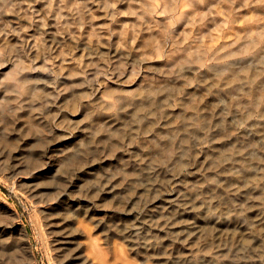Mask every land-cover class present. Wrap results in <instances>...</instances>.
<instances>
[{"label":"bare ground","instance_id":"1","mask_svg":"<svg viewBox=\"0 0 264 264\" xmlns=\"http://www.w3.org/2000/svg\"><path fill=\"white\" fill-rule=\"evenodd\" d=\"M20 2L0 0V23L9 15L4 10L20 21H29L28 13L21 15L25 9ZM38 11L30 18L41 16L36 20L37 29L44 27L36 32L41 39L35 34L32 40L12 37L10 28L4 32L5 42L15 41L11 46H17L8 54L18 60L5 82H0V179L20 186L40 209L47 228L53 229L49 234L56 244L54 250L62 253L58 264L121 263L111 260L98 238L92 240L91 256L82 253L81 243L73 246L89 230L88 223L104 231L105 242L118 239L121 251L125 245L142 259L162 264H190L224 256L244 259L239 264H264V134L259 129L251 131L259 122L245 121L247 124L237 127L236 132L233 111L220 107L217 118L210 121L203 113L207 106L203 100H185L182 105L188 114L183 121L174 118L163 125L167 131L162 134L174 135L173 140L167 141L156 132L145 138L155 120L162 118L148 113L152 108L158 113L164 106L157 86L141 89L136 96L129 90L126 92L132 96H120L109 83L124 75H138L137 62L123 60L120 48L112 46L105 60L110 68L103 74L101 66L93 74L95 70L84 71L80 65L79 78L74 77L78 70L73 66L56 79L54 68L39 48L40 41L48 42L46 48L52 53L66 44L84 55L92 50L89 43L85 46L82 33L75 34V28L64 35L56 23L43 25L46 19ZM20 21H14L11 28ZM244 39L246 53L261 51L264 29H252ZM234 54L230 50L226 53ZM4 59V54L0 55V67L6 66ZM255 61V67H227L219 79L238 98L234 103L231 100L234 105H247L245 117L264 119V90L260 89L264 56ZM34 67L41 70L38 79L25 72ZM242 80L248 82L249 90L239 86ZM77 111L85 113L86 120L71 127L70 117ZM144 118L150 123L143 124ZM217 121L227 125L226 131L210 132ZM63 123L68 124L70 141L80 137V142H67L50 155L45 147H29L32 142L46 145L56 141ZM183 128L204 136L200 147L192 145L191 136L182 137ZM216 133L219 147L209 146L208 139H214ZM147 140L152 146L144 150ZM31 156L35 157L33 163ZM47 175L50 177L45 181ZM10 212L0 199V264H12L20 255L13 237L21 234L18 223L2 216ZM24 243L21 247L25 251ZM126 263L131 262L123 256Z\"/></svg>","mask_w":264,"mask_h":264},{"label":"rangeland","instance_id":"2","mask_svg":"<svg viewBox=\"0 0 264 264\" xmlns=\"http://www.w3.org/2000/svg\"><path fill=\"white\" fill-rule=\"evenodd\" d=\"M19 1H21L20 6L25 9V11L21 10V15L25 17L28 13L27 20L29 21H20L10 11H2L8 12L9 15H6L3 23H0V55L4 54L6 64V66L0 67V82H5L6 77L11 73L15 62L18 60L17 57L9 56L8 53L17 49V46H11V43L15 45V41L5 42L6 35L4 32L10 28L12 29L10 33L12 37L17 36L20 39L32 40L34 39L33 34H35V38L41 39V36L36 33L44 30V27L43 29L36 28V25L39 24L36 20L41 16L36 19L30 18L39 10L38 13H42L46 19V21H42L43 25L44 23H56L59 32L64 35L75 28L74 30L77 31L75 34L82 33L85 46L89 43L88 49L90 47L92 50L91 54H88V51L84 55L83 51L78 49L75 52L76 50H72L66 44L65 47L63 46L64 48L62 47L57 52L52 53L46 48L49 43L44 44L40 41L39 48H41L42 55L46 56L48 64L54 68L53 74H55L56 79H58L57 75L63 77L67 73V68L73 66L78 70L74 77L79 78L82 76L79 73L81 72L80 65L84 66V71L95 70L101 66L103 74L106 69L110 68L108 62L105 61L109 57L107 51L112 46H117L123 53V60L127 58L129 62H137L138 75L131 76L128 74L118 81H115L116 79L109 80L115 93L120 96H128L131 95L126 92L129 90L134 91L132 95L136 96L140 94L141 89L145 91L150 87L157 86L158 98L164 106L160 108L162 109L161 112L159 109L158 113H155V109L152 108L151 112L149 110L148 113L152 114L151 116L158 114V117L162 118L160 121L155 120L154 128L150 126L144 134L145 138L149 139V136L156 132L165 136L167 141L173 140L174 135L162 134L167 131V125L164 129L163 125L174 118L179 122L183 121L184 116L188 114L182 105L183 101L194 99L203 100L206 103L207 106L203 113L208 115L210 121L213 117L214 120L217 118L216 110L222 107L224 108L222 111H233L231 119L234 122L236 132H238L237 127L247 124L245 121L253 120L248 122L256 121L260 125L256 124V129L251 131L255 132L259 129L261 134H264V119L261 116H255L258 119L245 117L248 110L247 105H234L233 103L238 98H234L235 96L229 90V85L219 79L227 67L239 68L243 65L255 67V58L264 56V48L261 51L246 53L243 50V44L246 40H241L243 37L246 38L252 29L255 31L264 29V0ZM11 7L9 8L11 9ZM14 21H20L21 24L11 28ZM227 44L230 46L226 50ZM201 48L204 50L199 52ZM228 50L234 51L235 54L226 55ZM114 66L116 65L114 64ZM61 67L64 69L61 70ZM129 68L130 65L127 69ZM38 69L37 67L28 68L25 72H29L34 79H38L37 74L41 72L40 69L38 72ZM120 70L118 68V72ZM97 72L98 69L93 71V74ZM246 82L245 80L239 81V86L249 90L248 82ZM78 83L80 84V81ZM73 84L76 85L75 82ZM260 89L264 90V78ZM1 99L2 96H0ZM261 106L264 108V104ZM219 111L221 112V109ZM8 113L12 115L13 109L9 108ZM72 115L73 117H70L72 119L71 127L85 122L87 117L85 113L79 111L72 113ZM203 118L208 121L204 115ZM142 123L149 124L150 120L144 118ZM67 125L63 123L59 127L56 141L46 145L32 142L29 147L33 149L45 147L48 155H50L53 150L59 152L67 142H80V137L70 141L71 137L66 135L70 132L67 130L69 128ZM226 129L227 125L217 121L210 132H224ZM180 134L182 137H185L184 135L191 136L192 145L199 147L200 142L204 140V136H199V133L191 132L186 128L181 129ZM215 135L214 139H208L209 146H218L220 141L216 138L219 135L217 133ZM239 136L241 137L242 134ZM240 141L243 140L240 139ZM19 142L22 141L19 140ZM149 145L152 146L149 140L145 141L143 149L147 150ZM215 148H211L210 151H215ZM34 161L35 157L31 156L30 162L33 163ZM44 169L47 170V167ZM0 199L7 204L11 211L9 215L2 216L8 222L16 221L18 223L17 229L21 232L20 236L18 234L13 235L16 240L15 246H17L20 255L12 264H58L60 260L58 257L62 256V253L60 255L59 250H54L56 244L52 243V236L49 234L53 229L47 228L44 215L40 213V209L27 197L20 186L16 187L11 182L0 179ZM49 212L50 210L45 213ZM88 224L93 226L88 225L87 233L83 234V237L73 245H77L78 242L81 243L83 254L91 256L94 248V245L92 247V240L98 238V242L102 243L103 250L107 252L113 262L117 260L121 262L119 264H123V256H125L131 262L126 264H162L154 259H142L125 245V251H121L120 246H118L120 243L118 239L113 238L111 242H105L104 231L97 230L94 224ZM56 229L58 231V228ZM59 237L55 236L54 238ZM21 243H24L25 251L22 249ZM59 246L58 244L57 247ZM64 246H67L66 243ZM243 261L244 259L224 256L219 259L213 258L210 261L197 259L196 262L191 261L190 264H239Z\"/></svg>","mask_w":264,"mask_h":264}]
</instances>
